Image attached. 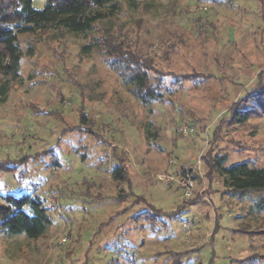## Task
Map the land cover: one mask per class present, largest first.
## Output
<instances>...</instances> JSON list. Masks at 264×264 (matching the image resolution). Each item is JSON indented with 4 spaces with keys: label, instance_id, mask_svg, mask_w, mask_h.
I'll use <instances>...</instances> for the list:
<instances>
[{
    "label": "rangeland",
    "instance_id": "rangeland-1",
    "mask_svg": "<svg viewBox=\"0 0 264 264\" xmlns=\"http://www.w3.org/2000/svg\"><path fill=\"white\" fill-rule=\"evenodd\" d=\"M117 2L120 13L88 35L20 38L22 81L0 105V161H27L0 173V194L37 185L55 225L35 241L0 234V264H264V192L239 197L205 163L226 154L227 167L264 168V115L239 125L230 113L264 84V0ZM106 42L115 56L151 61L164 103L132 95ZM91 43L100 47L82 53ZM127 155L129 179L116 181ZM188 175L190 197L166 182Z\"/></svg>",
    "mask_w": 264,
    "mask_h": 264
},
{
    "label": "trees",
    "instance_id": "trees-1",
    "mask_svg": "<svg viewBox=\"0 0 264 264\" xmlns=\"http://www.w3.org/2000/svg\"><path fill=\"white\" fill-rule=\"evenodd\" d=\"M133 3L136 2L133 1ZM119 13L120 6L117 0H46L42 9H35L33 0H0V105L7 102L13 85L22 81L20 72L22 60L25 57L20 44L22 36L46 31L88 35L97 24L110 21ZM99 45L88 44L82 48V53H91L93 49L100 47ZM104 45L107 47L108 57L114 59L111 67L130 86L132 95L142 105L151 107L166 101L165 81L157 74H153L156 72L151 61L139 59L133 55L115 56L111 51V44L106 42ZM28 55H33V50H30ZM252 97L253 99L250 100L246 97L242 98L240 105L239 102L236 103L230 112L234 123L246 124L255 115H264V84L260 86L259 93L254 92ZM244 104H249L251 107L240 110L239 107ZM85 120L83 116L81 122ZM150 126H146L149 137ZM51 160L55 167H61L56 153L52 155ZM128 160V155L126 162L124 159L123 161L119 159L118 166L113 171L114 180L126 182L129 179L126 164ZM26 161L27 156L18 160L0 161V173L16 175L18 166ZM228 162L229 156L226 154L205 159V163L215 171L227 191L239 197L252 192H264V168L256 167L250 161L227 167ZM183 170L180 173H184ZM128 184L131 185L129 181ZM36 187L37 185L34 189L30 188L29 192L19 194L12 192L0 194V234L24 235L28 240L35 241L43 238L55 225L47 200L36 192ZM190 204L197 203L191 201L188 202V205ZM256 207L264 211V197L259 199ZM151 208L155 218L162 214L160 210ZM140 216H148L147 219L151 220L148 214ZM242 232L250 233L244 229ZM175 264L181 263L177 260Z\"/></svg>",
    "mask_w": 264,
    "mask_h": 264
},
{
    "label": "built area",
    "instance_id": "built-area-1",
    "mask_svg": "<svg viewBox=\"0 0 264 264\" xmlns=\"http://www.w3.org/2000/svg\"><path fill=\"white\" fill-rule=\"evenodd\" d=\"M166 182L167 184H169L170 182L172 181H176L179 185H181L185 191H186V197H190L191 195V188L193 186V179L192 177H190L189 175L184 177V178H181L180 180H177L176 178L172 177V176H168L166 177Z\"/></svg>",
    "mask_w": 264,
    "mask_h": 264
}]
</instances>
